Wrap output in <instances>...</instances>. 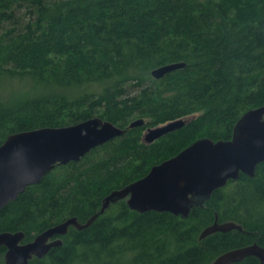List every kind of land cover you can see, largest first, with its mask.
Returning <instances> with one entry per match:
<instances>
[{
  "label": "trees",
  "instance_id": "1",
  "mask_svg": "<svg viewBox=\"0 0 264 264\" xmlns=\"http://www.w3.org/2000/svg\"><path fill=\"white\" fill-rule=\"evenodd\" d=\"M174 63L185 67L152 76ZM1 80L31 81L35 94L0 99V146L12 134L95 117L127 130L0 210V233H24L29 243L71 218L86 224L112 192L200 139L230 140L242 114L264 106V0H0ZM185 118L184 128L144 142L149 128ZM139 119L142 127L128 129ZM216 222L243 232L200 239ZM61 240L29 264H213L264 247V163L187 219L138 213L124 200Z\"/></svg>",
  "mask_w": 264,
  "mask_h": 264
},
{
  "label": "water",
  "instance_id": "2",
  "mask_svg": "<svg viewBox=\"0 0 264 264\" xmlns=\"http://www.w3.org/2000/svg\"><path fill=\"white\" fill-rule=\"evenodd\" d=\"M185 63L162 66L152 72L159 80L184 68ZM191 118L149 128L144 142L151 145L161 138L184 128ZM145 120L133 122L128 129L142 127ZM126 129L95 117L60 128H40L10 135L0 146V210L14 202L33 185H38L56 166L80 162L91 151L122 137ZM264 163V106L245 113L236 123L230 140L196 141L177 156L152 167L142 179L112 192L104 201L99 214L86 224L76 218L52 227L29 243H23L24 233H0V249L6 248L5 264H29L33 258L42 259L62 245L60 237L71 227H90L111 205L126 200L138 213L168 212L187 219L192 210L202 207L212 194L238 181L242 174L254 177L257 167ZM243 232L233 222H216L201 234L205 239L215 233ZM59 237V238H57ZM57 238V239H55ZM255 257L264 264V247L253 244L221 255L213 264H236Z\"/></svg>",
  "mask_w": 264,
  "mask_h": 264
},
{
  "label": "rangeland",
  "instance_id": "3",
  "mask_svg": "<svg viewBox=\"0 0 264 264\" xmlns=\"http://www.w3.org/2000/svg\"><path fill=\"white\" fill-rule=\"evenodd\" d=\"M35 84L31 81L1 80L0 99L7 103H15L34 95ZM244 114H242L243 116ZM241 116V117H242ZM161 126V125H160ZM146 133V132H145Z\"/></svg>",
  "mask_w": 264,
  "mask_h": 264
},
{
  "label": "flooded vegetation",
  "instance_id": "4",
  "mask_svg": "<svg viewBox=\"0 0 264 264\" xmlns=\"http://www.w3.org/2000/svg\"><path fill=\"white\" fill-rule=\"evenodd\" d=\"M57 238H59V237H57ZM57 238H55V239H57ZM61 238V237H60ZM23 243H24V241H23Z\"/></svg>",
  "mask_w": 264,
  "mask_h": 264
},
{
  "label": "bare ground",
  "instance_id": "5",
  "mask_svg": "<svg viewBox=\"0 0 264 264\" xmlns=\"http://www.w3.org/2000/svg\"><path fill=\"white\" fill-rule=\"evenodd\" d=\"M37 82H38V80H37Z\"/></svg>",
  "mask_w": 264,
  "mask_h": 264
}]
</instances>
